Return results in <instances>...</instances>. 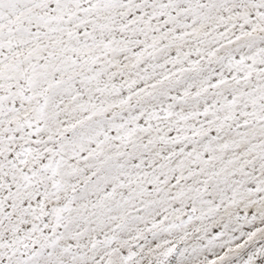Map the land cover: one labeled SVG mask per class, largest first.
Listing matches in <instances>:
<instances>
[{"label": "snow or ice", "instance_id": "obj_1", "mask_svg": "<svg viewBox=\"0 0 264 264\" xmlns=\"http://www.w3.org/2000/svg\"><path fill=\"white\" fill-rule=\"evenodd\" d=\"M0 264H264V0H0Z\"/></svg>", "mask_w": 264, "mask_h": 264}]
</instances>
